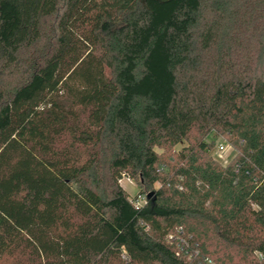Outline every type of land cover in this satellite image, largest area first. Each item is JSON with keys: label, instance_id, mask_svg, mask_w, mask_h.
Masks as SVG:
<instances>
[{"label": "trees", "instance_id": "1", "mask_svg": "<svg viewBox=\"0 0 264 264\" xmlns=\"http://www.w3.org/2000/svg\"><path fill=\"white\" fill-rule=\"evenodd\" d=\"M0 264H264V0H0Z\"/></svg>", "mask_w": 264, "mask_h": 264}, {"label": "built area", "instance_id": "2", "mask_svg": "<svg viewBox=\"0 0 264 264\" xmlns=\"http://www.w3.org/2000/svg\"><path fill=\"white\" fill-rule=\"evenodd\" d=\"M213 155L216 160H218L223 166L226 167L229 166L231 162L235 159L237 151L230 143L224 141L222 137H219L214 140ZM133 203L137 208H141L146 203V199L145 197L139 195V197L136 198ZM182 232L183 230L180 228L178 230V237L174 235L171 236V239H175L177 243H179V248L181 247V249L183 247H189L190 239L192 238L191 235H189L187 238H182V236H180ZM195 253L198 255L199 252L196 250ZM177 255L179 256L180 252H178ZM192 258L193 257L190 255V259ZM209 263H211V261H209Z\"/></svg>", "mask_w": 264, "mask_h": 264}, {"label": "rangeland", "instance_id": "3", "mask_svg": "<svg viewBox=\"0 0 264 264\" xmlns=\"http://www.w3.org/2000/svg\"><path fill=\"white\" fill-rule=\"evenodd\" d=\"M223 138L224 141H227L228 139L221 136ZM211 138V137H210ZM186 145V144H184ZM184 145H180L178 147H176L175 150L180 151L183 149ZM160 152H164L162 150H160ZM120 184L123 186V188L128 192L130 198L132 201H134L136 198L139 197L140 193H141V189L140 186L138 184L137 181L135 180H129V178L123 177L122 180L120 181ZM161 184L157 183L155 185V188H160ZM146 193H143L141 196L145 197Z\"/></svg>", "mask_w": 264, "mask_h": 264}]
</instances>
